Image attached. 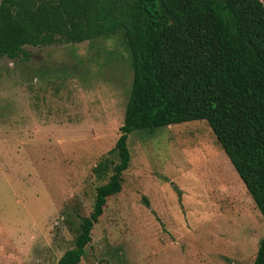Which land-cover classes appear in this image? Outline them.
Returning a JSON list of instances; mask_svg holds the SVG:
<instances>
[{"label":"rangeland","instance_id":"obj_1","mask_svg":"<svg viewBox=\"0 0 264 264\" xmlns=\"http://www.w3.org/2000/svg\"><path fill=\"white\" fill-rule=\"evenodd\" d=\"M23 49L0 56V264H57L111 173L92 168L120 134L131 59L122 32ZM127 146L78 264L252 263L264 220L205 120Z\"/></svg>","mask_w":264,"mask_h":264},{"label":"trees","instance_id":"obj_2","mask_svg":"<svg viewBox=\"0 0 264 264\" xmlns=\"http://www.w3.org/2000/svg\"><path fill=\"white\" fill-rule=\"evenodd\" d=\"M122 32L132 81L120 134L92 168L105 183L74 245L78 264L107 199L121 190L128 134L205 120L264 220V5L261 0H0V56ZM112 156V157H109ZM114 158L116 161H114ZM251 264H264V233Z\"/></svg>","mask_w":264,"mask_h":264},{"label":"clouds","instance_id":"obj_3","mask_svg":"<svg viewBox=\"0 0 264 264\" xmlns=\"http://www.w3.org/2000/svg\"><path fill=\"white\" fill-rule=\"evenodd\" d=\"M112 43H113V40H112V39H109V40H108V44H109V46H111Z\"/></svg>","mask_w":264,"mask_h":264}]
</instances>
